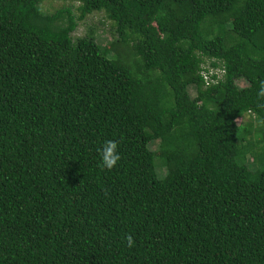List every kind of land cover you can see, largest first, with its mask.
Here are the masks:
<instances>
[{"label":"trees","instance_id":"trees-1","mask_svg":"<svg viewBox=\"0 0 264 264\" xmlns=\"http://www.w3.org/2000/svg\"><path fill=\"white\" fill-rule=\"evenodd\" d=\"M44 1L0 0V264H264V0Z\"/></svg>","mask_w":264,"mask_h":264},{"label":"rangeland","instance_id":"rangeland-1","mask_svg":"<svg viewBox=\"0 0 264 264\" xmlns=\"http://www.w3.org/2000/svg\"><path fill=\"white\" fill-rule=\"evenodd\" d=\"M68 2H62L59 0H45L42 3V8L47 12H52L55 9L61 7L63 4H66ZM112 24L108 20L104 18V15L101 13H93L89 15L83 22H81L78 26V28L75 31L74 37H81L84 36L89 30H92L95 32V36L98 37V43L102 45L103 37L107 41H109V44H107V47L110 49L111 52L114 54H117L120 52L119 47L113 42V39H116V34H114L112 30ZM212 70H210L211 72ZM238 85L240 87L245 86L244 82H238ZM191 92V91H190ZM192 95V92H191ZM247 117H243L240 120H237V124H243L247 121ZM249 139L253 140V137H249Z\"/></svg>","mask_w":264,"mask_h":264},{"label":"clouds","instance_id":"clouds-1","mask_svg":"<svg viewBox=\"0 0 264 264\" xmlns=\"http://www.w3.org/2000/svg\"><path fill=\"white\" fill-rule=\"evenodd\" d=\"M259 97H264V81L260 82L259 90L257 92ZM99 155V166L103 169L111 170L121 159L120 152L118 151V145L113 140H106L102 143ZM129 244H131V238L128 239Z\"/></svg>","mask_w":264,"mask_h":264}]
</instances>
